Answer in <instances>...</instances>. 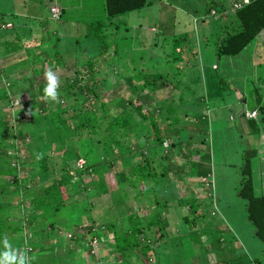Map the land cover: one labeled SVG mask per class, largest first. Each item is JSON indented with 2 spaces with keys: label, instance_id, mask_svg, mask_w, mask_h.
Returning <instances> with one entry per match:
<instances>
[{
  "label": "trees",
  "instance_id": "obj_1",
  "mask_svg": "<svg viewBox=\"0 0 264 264\" xmlns=\"http://www.w3.org/2000/svg\"><path fill=\"white\" fill-rule=\"evenodd\" d=\"M146 2L147 0H94L85 8L81 4V10L77 13L79 18L76 21L70 20L76 28V37L70 40L58 35L48 40L41 35L36 36L35 30H40V27L44 29L43 18L36 19L29 15L19 18L15 12L0 8V59L2 62L7 61L12 58L8 56L9 53L16 51L17 57L23 56V60L18 59L14 63L28 69L27 73H23L25 75H20L17 79L14 71L9 72V67L6 68L9 64L0 66V77L5 81L4 86H0V97H14L22 89H25V96H28L21 107L0 110V134L5 133L4 136L0 135V159L11 156L18 165L13 174H7L5 181H0V200H3L0 209L6 212L0 214V241L7 236L13 247L27 249L28 255L35 257L32 264H77L80 258L87 260L85 264H141L138 254L144 256L143 264H166L158 256L160 253L175 252L176 244L172 240L173 237H178L181 245L187 242L192 247L198 243L200 249L203 248V252H206L203 255L191 253L181 256L183 264H205V261L206 264H213L215 256L211 252V245L214 244L207 242L213 236L209 226L211 223H205L204 215L207 212L192 189L187 190L185 176L193 177L200 185H204L207 189L204 197L208 195V190L214 186L213 164L216 159L213 156L214 144L217 142V148L224 150V158L228 159L218 166L222 170L233 172V175L230 173L233 194L241 201L244 219L251 227L252 235L261 243L258 256H254L250 263L264 264V124L256 122L264 116V88H261L260 99H254L250 107H243L245 96L238 91L236 100H233L238 104L235 113L226 114L224 108L226 109L227 102L222 94L229 87L223 78L211 72L214 78L209 92L204 95L209 102L213 100L209 114L208 107L202 106L205 103L200 92H194L191 80L188 82L190 91L182 93V84L186 83L182 73L186 70H179L178 76L171 80L169 75L176 71V66L166 70L165 67L151 71L140 69L130 73L131 76L138 74L140 82H131L129 79L125 81L126 86L121 87L119 84L121 88L116 90V95L106 97V101L99 99V108L107 114L104 127H100L96 118L83 113V110L92 108L89 101L91 98L101 97V89L98 87L101 79H91L97 71L93 64L108 59L110 47L113 51L110 55L111 74L121 76L124 71L130 70L131 56L126 52L119 53L129 50L130 45L125 48L118 44L116 31L119 23L115 16L124 11L142 8ZM228 2L227 5L220 3L217 8H210L211 12L216 11L220 15V21L214 19V22L221 29L212 33L215 35L213 41L210 39V31L208 32L210 37L206 47L218 56L235 55L248 46L251 40L255 39L259 43L262 35L264 36V0ZM58 14L50 17L56 18ZM6 22L9 23L8 26L3 25ZM26 26L29 27L27 33L36 41L30 46L22 44ZM107 32L112 36L111 44L107 42ZM150 39L157 45L155 37ZM145 41L147 40L142 39V42ZM205 41L204 36L201 42ZM139 42L133 41L131 47L139 48L134 46L139 45ZM211 42L214 44L211 45ZM152 43L148 46L151 47ZM163 43H170L172 48L181 46L174 41L165 42L162 38L158 46L166 54L173 52ZM53 44L68 56L70 49L74 50V63L81 65V68L75 66L66 69L68 87H76L79 93L74 90L71 92L74 103L69 105L67 111L66 107L63 110L70 113L81 109L82 113L76 115L81 114L83 118V122H75L73 127L74 133L77 131L76 134L80 135L75 137L74 147L70 146L61 150V154L54 155L50 152L60 148L73 134L69 133V124L63 122L64 118L60 113L54 114L59 120L49 121L51 118L48 114L41 111L45 83L39 80L33 82L41 64L52 68L61 60V56L51 57L50 61L46 59L44 52ZM22 46L23 50L18 51ZM195 47L186 46L191 54L190 61L195 59ZM143 48L147 53L145 46ZM137 56L141 57L139 50ZM173 57L174 55L168 58L169 61L175 60ZM257 57L262 58L259 53L256 57L252 56L254 65H264ZM114 59L121 61L117 69L112 66ZM212 67L216 68L217 64ZM181 68L184 69V66ZM194 75L192 72L188 74L191 77ZM210 94L217 95L213 98ZM251 95L254 97L252 93ZM31 100L36 104L34 108H38L36 116L29 115L32 122L39 125L49 121L50 125L58 129L51 127L42 133L39 129L32 131L27 128L20 135L8 133L13 120L16 126L21 125V112L34 104ZM83 103L88 107L81 108ZM107 103L114 104L117 108L113 107L110 112L106 107ZM252 110V115L246 114ZM241 121L244 122V128ZM229 122V130L224 133V139L220 136L213 139V132ZM243 129L252 144L248 145V150L245 148V139L241 138ZM128 130L133 132L132 136L129 139L122 137V133ZM253 131L258 134L260 141L251 135ZM24 134L27 137L25 139ZM14 137L18 139V144H15ZM163 140L165 143H162ZM21 150H24L22 155ZM38 154L40 159H37ZM76 158L81 159L79 167L74 166ZM184 158L189 159L187 169L184 168ZM58 162L62 165L58 166ZM117 162L118 168H114ZM19 167L24 170L20 176ZM110 167L116 182L111 188L107 185ZM31 168L34 171H30ZM172 176L186 188L182 194L173 195ZM21 179L26 187L20 184ZM11 180L14 181L11 189L16 192L14 197L7 193L10 192L7 186ZM25 188H30L31 193L25 203H21L17 199L23 196ZM132 191L135 200L128 197ZM105 192L110 193L111 207L117 208V211L114 218H107L97 224L92 219L87 199L91 195ZM76 193L82 194L77 197L74 196ZM12 198H15L16 203L10 201ZM78 204V213H67L68 210L61 220L52 217L62 206L72 210L71 207ZM137 205L148 209L139 213L134 209ZM178 227L181 232L176 235ZM214 241L219 244L221 239L216 237ZM173 244L174 249L170 248ZM209 257H213L212 261Z\"/></svg>",
  "mask_w": 264,
  "mask_h": 264
},
{
  "label": "rangeland",
  "instance_id": "obj_2",
  "mask_svg": "<svg viewBox=\"0 0 264 264\" xmlns=\"http://www.w3.org/2000/svg\"><path fill=\"white\" fill-rule=\"evenodd\" d=\"M93 1L94 0H0V8L6 11L15 12L19 18H23L24 16L28 17V15L35 16L36 19L37 17H39L40 19L43 18L42 25L44 26V29L40 27V30H35L36 36L41 35L43 39L48 40V38H52V36L58 35L59 37L70 40L71 38L76 37V28L72 26L73 21L70 20L76 21V19L79 18L80 15L78 16L77 13H79V11L81 10V4H83L85 8V6L91 5ZM220 3L227 5L229 2L228 0H147L146 4L142 8H136L117 14L115 16V19L119 23L118 29L116 31L118 44L123 45L125 48L130 45L128 47L129 50L119 51V53L121 54L126 52L127 55L131 56L130 70L128 72L124 71L121 76L115 77L111 74L110 55L113 51L110 47V55L108 59H106L105 61H97L95 62V64H93L94 68H96L97 71L95 75L91 76V79H101V85H99L98 87L101 89L102 94L100 98H91L89 100L92 108L87 111L83 110L84 115H91V118L97 119V122L101 128L104 127L107 120V114L99 108L98 103L100 100L106 101V97H111L113 94L116 95L117 89L126 86L125 81H128L129 79L131 80V82L141 81V78L138 74H132L131 76L130 73H134L137 70L140 71V69L151 71L162 70L165 67L166 70L167 68H173L174 66H176L177 69L176 71L170 73L169 78L172 80L178 76L179 70H186L184 73H182V75L184 74V82L186 81L185 84H182L183 88L180 87L182 93L184 94V92L187 93L188 91H190L188 89V82L191 80V86L194 88V92H200L205 103V105L202 106L208 107L209 114L212 110L213 100L209 102L208 100H206V97H204V95L209 92L211 80L212 78H214L212 76L213 72H215L220 78H223V81H225L229 87L226 88L227 90L225 91V94H222V96L225 97V102H227L225 106L226 109L224 108L226 114L229 112L232 114L235 113V109L238 107V104L233 102V100H236V94L238 91H240V93L245 96L243 107H250L254 99L255 101H258L260 99L259 94L264 88V79H262V76L264 74V65L261 64L260 67L255 66L254 62H252V56L256 57L257 53H259L262 58H264V36L262 35V40L259 43H257L255 39H253L254 41L251 40L248 46H246L241 52L235 55L218 56L214 55L211 50H207L206 43L208 41V37H210L208 35V32L210 31L209 33H211L212 35V38L210 37V39L211 41H213L215 35H213L212 33H215L217 30L221 29L220 27H218L217 23L214 22V19L220 21V15H217L216 11L210 12L209 10L210 8H217L218 4ZM51 4L52 6H56L54 7V11L60 9L59 14L56 17L57 19L50 17L51 15L50 13H48V9L50 8L48 6ZM3 25L8 26L9 23L6 22ZM28 29L29 27L26 26V35L24 36V42H22L23 46H30L34 42H36L32 39L29 32L27 33ZM182 33L185 34L182 35ZM204 36L206 37L205 43L201 42L202 39H204ZM111 37L112 36L110 32H107L106 39L110 44L112 43ZM153 37H155L157 45L152 43L153 40H151L150 38ZM162 38L165 42L174 41L179 43L181 46H179L178 48H172L170 43H163V45L168 46H166L168 49L170 48V52H173L166 54L167 52L165 53V50L158 46V43H160ZM142 39L147 41L142 42ZM135 40L140 41L139 45H134L138 46L139 48L131 47V43ZM151 43L152 46H148ZM213 44L214 43L211 42V45ZM187 45L196 46L194 48V61L193 59H191L190 61L191 54L188 53V49L186 48ZM23 46L18 51L23 50ZM143 46H145L147 53L145 52ZM137 50L140 51L141 57L137 56ZM15 52L16 51L9 53L8 56L12 58L7 61L2 62V59H0V66L3 64H9L6 68L9 67V72L14 71V74L18 79L20 78V75H25L23 73H27L28 69L24 66H17L18 64L14 63L15 61H18V59L20 61L23 60V56L18 58ZM44 54L48 61L51 60V57L56 58L58 56H61V60H59V63L54 64V66L52 67V70L55 71L60 77V87L58 89L60 93V102L54 103L43 101L44 104L41 111L48 114V116L51 118L49 121L59 120L60 118H57L56 116H54V114L60 113L64 118L63 122L69 124L70 132H68L71 133V135L73 134L71 139L65 140L60 148L56 149L55 151L52 150L50 152L54 155V153L61 154V150L63 151V149L70 146H72L73 148L75 137L80 136L79 134H76L78 133L77 131L76 133H74L75 129L73 127L75 125V122H83L82 115H76V113H82L81 109L79 112L72 111L70 113H66L63 108L66 107L65 110L67 111V109H69V105L74 103L71 92L73 90L77 91L76 87H68L69 78L67 76L66 69L68 67L75 66L81 68V65L78 64V62L74 63V50L72 49H70L69 57L67 53L63 51L61 52V50L57 49L56 45L53 44L49 46L48 50L45 51ZM172 55H174L173 58H175V60H172L171 62L168 58H170ZM257 58L264 63L261 57ZM120 62V59H114L112 66L117 69ZM215 63L217 64V67L213 68L212 66H214ZM181 66H184V69L181 68ZM48 68L49 67L46 66V64H41L40 71L35 74L33 82L39 80L46 83L44 79V71ZM191 72L195 74L193 77L188 76V74ZM187 77H189V79H187ZM4 83L5 81H3L0 77V86L1 84L4 86ZM119 84L121 87L119 86ZM156 91H160V89H157ZM77 92L79 93V91ZM77 92H74V94L77 95ZM251 93L254 95V97L251 95ZM37 94H39V92H37ZM210 95L213 97L217 94ZM26 98H28V96H25V89L18 91V94L14 97H9L7 95L1 96L0 110H5V108L7 107H9V110L15 109V107L19 108L21 107L22 102L26 100ZM112 99L114 100V98ZM31 102L34 104L30 105L29 108L21 112V115L23 116L21 125L16 126L13 120V126L8 128V133L14 132L17 135H20L21 133H25L27 128H31L32 131H35V129H39L40 131H42V133H44L48 129H51V127L52 129H58V127L50 125L51 122L49 121L42 122L39 125H37L35 122H32L31 118L26 113L31 110L33 112V115L30 116H36L38 114V111L36 109L38 108H34L36 104L35 102H33V100H31ZM86 107H88L87 104L83 103L81 108ZM106 107L109 108L110 112H112L113 107L117 108L114 104L111 103H107ZM213 112L215 111L213 110ZM241 122L243 123L242 127L244 128V122ZM256 122L263 125L264 116L263 119L256 120ZM179 123L180 122H178V124ZM226 124L228 125H222L221 128L216 129L213 132V139H216L217 136H220L224 139V137L226 136L224 133H227V131L229 130L228 127L230 122ZM132 133V131L128 130L126 133H122V137H126L129 139L132 136ZM3 134L5 133L1 132L0 135L4 136ZM117 135L118 134L116 133L115 136ZM247 135L248 134H246V131L243 129L241 138L242 140L245 139L246 150H248V145H252L251 143H249V139H247L246 137ZM251 135L256 137L257 141H260L259 138H257L258 134H256V132L253 131ZM25 137L26 136L24 134V139ZM14 140L15 144H18V139L16 137H14ZM164 141L165 140H163L162 143H165ZM251 141H253V139H251ZM217 145L218 144L216 142L214 144L215 151L213 156V158L216 159L215 164H213V189L208 190V195L204 197L206 187L204 185H200V183H198L195 178L189 177L187 175L185 176V182L188 185L186 187L187 190L192 189L194 194L198 197L197 200H200L202 208L207 212L204 215L206 216L204 219L205 223L206 221H209L208 223H211L209 226H211L210 230L213 236L207 242L214 244L211 245V247L213 248L211 252L215 256L213 264H251L250 262H253L252 258L254 256H258L259 254L261 243L252 235L251 227L249 226L246 219H244L241 201L233 194L231 176V174L233 175V172L225 169L222 170L218 166L223 162L228 161V159L224 158V150L218 149ZM20 154H24V150H21ZM80 161L81 159L76 158L73 162L74 166L79 167L82 163ZM188 161L189 159L184 158L185 169L188 168V166L186 165L188 164ZM58 163V166L62 165V163ZM16 166L18 165L15 164L11 156H4L2 159H0V181H5L7 174H13V172L16 170ZM19 168L20 169H18V176H20L24 171L22 170L23 167ZM114 168H118V162L115 164ZM110 170L111 171L109 172L108 177L109 181L107 183L109 188L116 185V182H114L113 180L114 176L112 175V167H110ZM30 171H34V168H31ZM171 183L174 189L173 195L182 194L186 189L182 187L183 183H179L173 176L171 177ZM8 184H10L7 186L10 188V192L7 191V193H10L11 196L14 197V194H16V192L11 189L14 185V181L12 182L11 180ZM20 184L22 186H25V183H22V179L20 181ZM127 188L129 191V187ZM25 190L26 191L23 193V196L17 199L21 203H25V199L29 198V195L31 193L30 188H25ZM81 194L82 193H76L74 194V196L79 197ZM109 194V192L98 195L95 194L91 195L87 199L89 203L88 205L90 206V214L93 217V221L97 224L106 220L107 218H114L113 216H115L116 214L117 208L111 207ZM128 197L132 200H135L133 191L129 193ZM10 201L16 203L15 198L10 199ZM2 202L3 200H0V203ZM78 207H80L79 204L75 207L73 205L71 207V210L66 209L67 207L62 206L57 209L55 213L53 212L54 214L52 213V217L54 218L55 216L56 220H61L63 214L68 210L69 211L67 213H78ZM134 209L139 213H143V211H147L148 207H139L137 205L134 206ZM6 210L7 212H9L8 209ZM0 214H6V212L0 209ZM180 232V228L178 227L176 235H178ZM64 236H67L66 231L64 233ZM216 237L221 239L219 244H215L214 239ZM173 238L174 239L172 240V242L176 245L173 244L170 246V248H173V246L175 245V249L173 248L175 252H171L169 254L160 253L158 256L160 259L166 262V264H183L182 259L180 260V257H185L191 253H194V255L206 254V252H203V248L200 249V244L198 243H195L194 246L190 247L187 242L181 245L179 243L178 237ZM169 242L172 243L171 240ZM204 256H201V258L203 259ZM193 258L195 259L196 257ZM212 258L213 257H209V260L212 261ZM144 259L145 258L142 254H138V260H140L141 264H143ZM86 262V259L80 258L77 264H85Z\"/></svg>",
  "mask_w": 264,
  "mask_h": 264
},
{
  "label": "clouds",
  "instance_id": "obj_3",
  "mask_svg": "<svg viewBox=\"0 0 264 264\" xmlns=\"http://www.w3.org/2000/svg\"><path fill=\"white\" fill-rule=\"evenodd\" d=\"M212 10V9H211ZM211 10H209L211 12ZM44 79L46 81L43 88L42 100L46 102H60V93L58 91L60 87V77L57 75L52 68H48L44 71ZM27 115H33V112L29 110ZM41 156L38 154L37 159ZM2 250H0V264H32L35 257H30L28 255L27 249L15 248L9 242L7 236L3 238Z\"/></svg>",
  "mask_w": 264,
  "mask_h": 264
},
{
  "label": "built area",
  "instance_id": "obj_4",
  "mask_svg": "<svg viewBox=\"0 0 264 264\" xmlns=\"http://www.w3.org/2000/svg\"><path fill=\"white\" fill-rule=\"evenodd\" d=\"M242 2H246L247 0H241ZM54 7H56V6H50V8L48 9L49 10V13H50V15L51 16H53V17H55L57 14H58V11H59V9L57 10V11H54L55 10V8ZM254 113V111L252 110V111H249V112H246V114H248V115H252Z\"/></svg>",
  "mask_w": 264,
  "mask_h": 264
}]
</instances>
